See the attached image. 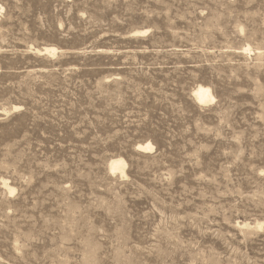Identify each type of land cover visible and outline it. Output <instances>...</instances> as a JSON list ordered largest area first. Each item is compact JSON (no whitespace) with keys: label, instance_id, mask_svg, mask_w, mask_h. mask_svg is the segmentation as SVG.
Returning a JSON list of instances; mask_svg holds the SVG:
<instances>
[{"label":"rangeland","instance_id":"374dc122","mask_svg":"<svg viewBox=\"0 0 264 264\" xmlns=\"http://www.w3.org/2000/svg\"><path fill=\"white\" fill-rule=\"evenodd\" d=\"M0 264H264V0H0Z\"/></svg>","mask_w":264,"mask_h":264},{"label":"bare ground","instance_id":"6f19581e","mask_svg":"<svg viewBox=\"0 0 264 264\" xmlns=\"http://www.w3.org/2000/svg\"><path fill=\"white\" fill-rule=\"evenodd\" d=\"M44 51L40 53H47L49 55L55 56L59 50L53 47H46L43 49ZM246 51H252L250 49H245ZM193 97L196 103H198L200 106L206 105L208 103H212L215 101L212 89L206 86H198L194 91H193ZM139 149L143 152H148L150 150H153L155 147L150 143H145L143 145H138ZM127 167L126 161H124L122 158L120 159H112L109 161V168L112 173L119 172L122 176L125 175V170ZM4 186L8 188L10 192H13L14 190L8 186V184L4 183ZM259 228H261V225H257ZM262 229V228H261Z\"/></svg>","mask_w":264,"mask_h":264}]
</instances>
